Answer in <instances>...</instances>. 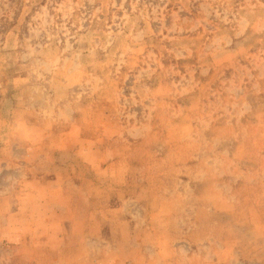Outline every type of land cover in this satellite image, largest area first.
I'll list each match as a JSON object with an SVG mask.
<instances>
[{"label":"rangeland","instance_id":"374dc122","mask_svg":"<svg viewBox=\"0 0 264 264\" xmlns=\"http://www.w3.org/2000/svg\"><path fill=\"white\" fill-rule=\"evenodd\" d=\"M0 264H264V0H0Z\"/></svg>","mask_w":264,"mask_h":264}]
</instances>
